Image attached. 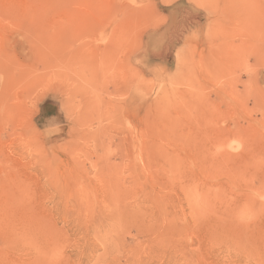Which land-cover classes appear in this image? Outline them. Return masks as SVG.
<instances>
[{"label": "rangeland", "instance_id": "rangeland-1", "mask_svg": "<svg viewBox=\"0 0 264 264\" xmlns=\"http://www.w3.org/2000/svg\"><path fill=\"white\" fill-rule=\"evenodd\" d=\"M0 264H264V0H0Z\"/></svg>", "mask_w": 264, "mask_h": 264}]
</instances>
